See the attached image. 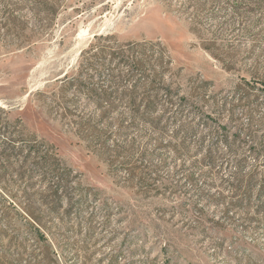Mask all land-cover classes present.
Instances as JSON below:
<instances>
[{"label":"rangeland","instance_id":"374dc122","mask_svg":"<svg viewBox=\"0 0 264 264\" xmlns=\"http://www.w3.org/2000/svg\"><path fill=\"white\" fill-rule=\"evenodd\" d=\"M57 3V16L36 20L29 4L0 0V140L13 144L19 137L20 116L26 135L35 133L54 145L60 160L52 161L59 170L46 179L30 166L24 169L28 177L21 178L22 160L0 159V256L15 264H264L263 232L254 233V224L238 217L226 219L221 204L193 196L197 192L187 179L193 180L195 171L208 174L194 138L188 149H180L184 133L176 137L173 124L122 125L129 103L112 98L102 104L113 109L111 120L98 129L117 141L107 147L120 145L121 155L96 156L101 141L81 123L100 106L79 94L82 52L95 36L114 35L121 44L165 45L174 60L166 82L204 112L213 111L212 101H231L239 93L264 95L258 83L264 80V2L262 9L234 12L228 6L233 0H223V10L216 14L209 6L197 18L191 6L202 3L196 0ZM13 14L18 28V22L4 28L5 17ZM24 34L34 35L33 44L12 50ZM124 85L118 90L123 97ZM259 102L258 119L264 116V96ZM237 115L248 124L241 109ZM259 125L254 129L264 140ZM199 127L208 132L209 127ZM246 155L251 167L255 160ZM198 184L218 199V189Z\"/></svg>","mask_w":264,"mask_h":264},{"label":"trees","instance_id":"16d2710c","mask_svg":"<svg viewBox=\"0 0 264 264\" xmlns=\"http://www.w3.org/2000/svg\"><path fill=\"white\" fill-rule=\"evenodd\" d=\"M19 1L29 4V7L35 12L36 20L40 18V15L57 16L61 8L57 0ZM196 1L202 3H195L194 6H191L196 18V14L206 11L209 6L216 14L223 10L220 9L223 0ZM263 2L264 0H233V4L228 3V6L234 12L246 11L249 6L253 9H262ZM17 10L19 9L15 8V12ZM14 16L16 15L5 17L4 28L8 29L12 22L17 24L19 18ZM22 24L25 25V22ZM18 26L19 22L17 28ZM190 29L192 33L198 35L196 29L193 27ZM15 42L10 46L12 50H25L33 44L34 35L24 34L19 36ZM173 66L174 60L169 49L160 42L145 41L121 44L114 35L95 36V41L82 52L79 66V94L89 103L100 106V109H97L92 115H84L83 117L86 119L81 123L94 130L95 141L97 139L101 141L99 150L93 151V154L99 157L105 154L110 155L113 152L121 155L120 145L114 144V150L107 147L111 138L107 132H103L98 127L108 124L114 113L113 109L102 107V104L110 102L112 98L116 100L118 97H122L126 99L130 107L128 112L123 111L120 116L122 125L124 123L133 125L143 123L150 127L164 129L169 124H173L178 127V131L175 133L176 137L184 133V139L180 140V149H188L193 138L194 142L199 144L200 151L205 154L201 160V166L208 169V174L198 176V171H195L192 174L193 180L187 179L192 191L197 192V195L193 196L197 197L199 201L205 200L221 204L224 207L226 219L232 220L238 217L249 225L254 224L256 227L254 233H264V140L257 137L254 129L256 124L264 127V116L258 119L256 115L257 109L262 105L259 100L264 95L243 92L232 97L231 101H212L215 103L209 101L214 104V109L211 113L204 112L197 106L193 107L189 96L181 95L178 90L173 89L166 82L165 76L172 71ZM123 82L125 83L123 87L126 89L124 97L118 93ZM245 82L253 92L257 90L256 86ZM108 83L110 87L103 88ZM258 83L264 85V80H258ZM193 96L196 97V95ZM198 96L199 94H197ZM252 97L254 100H251ZM38 102L40 101L38 100ZM219 102H222V105H219ZM237 109L242 110V117L248 118V124H243L242 118L236 116ZM222 118H228L229 123L221 122ZM194 120H198L197 126H193ZM17 123L21 132L13 142L15 144L0 140V159L14 157L22 160V171L19 176L21 178L28 177L27 174L30 171L24 169L30 166L32 172H41L43 177L48 179L50 175L59 170L58 166L52 165V161H60L56 147L39 139L35 133H31L28 137L22 117L17 118ZM199 125L209 127L208 132H201ZM128 126L130 127V125ZM28 142L30 145L26 146ZM111 142L116 143L117 141L111 140ZM128 153L130 154V152ZM247 153L252 155L255 160L251 167ZM198 182L202 183V187L218 189L220 192L218 199H215L217 198L215 195L207 193V190L198 187ZM59 183H55L57 186L52 189L55 195L59 194ZM192 191L185 194L188 195ZM32 220L38 225L34 221L35 219ZM40 228L38 235L45 239V233ZM249 262L247 264L259 263V261ZM0 264L15 263L7 257L0 256Z\"/></svg>","mask_w":264,"mask_h":264}]
</instances>
